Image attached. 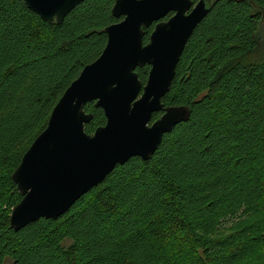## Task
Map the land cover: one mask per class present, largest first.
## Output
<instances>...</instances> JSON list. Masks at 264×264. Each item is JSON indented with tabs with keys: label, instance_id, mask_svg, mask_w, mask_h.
Instances as JSON below:
<instances>
[{
	"label": "trees",
	"instance_id": "1",
	"mask_svg": "<svg viewBox=\"0 0 264 264\" xmlns=\"http://www.w3.org/2000/svg\"><path fill=\"white\" fill-rule=\"evenodd\" d=\"M113 2L84 0L51 25L23 0H0V264H264V0H212L162 98L190 115L151 157L116 166L58 218L10 228L12 172L102 52ZM148 70L136 68L142 85ZM84 109L92 134L106 119Z\"/></svg>",
	"mask_w": 264,
	"mask_h": 264
},
{
	"label": "water",
	"instance_id": "2",
	"mask_svg": "<svg viewBox=\"0 0 264 264\" xmlns=\"http://www.w3.org/2000/svg\"><path fill=\"white\" fill-rule=\"evenodd\" d=\"M41 20L60 24L84 0H23ZM212 0H114L119 21L104 28L106 44L52 108L45 128L23 153L11 180L21 195L9 226L19 231L40 218L56 219L132 157L148 159L163 136L188 119L186 106H164L183 49L207 16ZM169 12L173 15L161 21ZM156 22L143 44L142 27ZM149 66L141 84L136 68ZM94 103L105 124L92 134L85 111ZM162 114L152 121L155 113Z\"/></svg>",
	"mask_w": 264,
	"mask_h": 264
},
{
	"label": "rangeland",
	"instance_id": "3",
	"mask_svg": "<svg viewBox=\"0 0 264 264\" xmlns=\"http://www.w3.org/2000/svg\"><path fill=\"white\" fill-rule=\"evenodd\" d=\"M258 38L260 40L259 42V48H258V54L260 55V57L264 56V14H263V20L260 23L259 26V30H258ZM181 230V229H179ZM173 244H175L176 242H178L179 238H177V236L171 235L168 238ZM260 257H256L255 259H253V261L251 262V264H258L260 262Z\"/></svg>",
	"mask_w": 264,
	"mask_h": 264
},
{
	"label": "flooded vegetation",
	"instance_id": "4",
	"mask_svg": "<svg viewBox=\"0 0 264 264\" xmlns=\"http://www.w3.org/2000/svg\"><path fill=\"white\" fill-rule=\"evenodd\" d=\"M172 15H173V12H169L166 15V17H164L163 19H161V21H167ZM155 25H156V22H153L148 27H142V30H143V38H142L143 44H147L149 42L150 35L153 32ZM144 67H142V68H144Z\"/></svg>",
	"mask_w": 264,
	"mask_h": 264
},
{
	"label": "bare ground",
	"instance_id": "5",
	"mask_svg": "<svg viewBox=\"0 0 264 264\" xmlns=\"http://www.w3.org/2000/svg\"><path fill=\"white\" fill-rule=\"evenodd\" d=\"M166 17V16H165Z\"/></svg>",
	"mask_w": 264,
	"mask_h": 264
}]
</instances>
